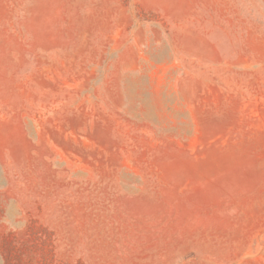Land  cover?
<instances>
[{
    "label": "rangeland",
    "instance_id": "rangeland-1",
    "mask_svg": "<svg viewBox=\"0 0 264 264\" xmlns=\"http://www.w3.org/2000/svg\"><path fill=\"white\" fill-rule=\"evenodd\" d=\"M0 264H264V0H0Z\"/></svg>",
    "mask_w": 264,
    "mask_h": 264
}]
</instances>
